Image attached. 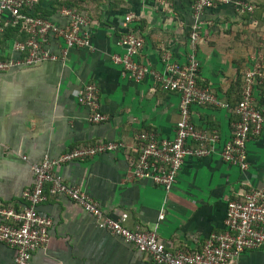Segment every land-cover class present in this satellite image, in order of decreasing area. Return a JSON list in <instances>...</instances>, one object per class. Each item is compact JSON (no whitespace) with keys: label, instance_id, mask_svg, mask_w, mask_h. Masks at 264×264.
I'll list each match as a JSON object with an SVG mask.
<instances>
[{"label":"crops","instance_id":"1","mask_svg":"<svg viewBox=\"0 0 264 264\" xmlns=\"http://www.w3.org/2000/svg\"><path fill=\"white\" fill-rule=\"evenodd\" d=\"M74 2L80 0H40L38 13L65 25L68 18L61 10ZM81 5L90 10L92 49L74 48L64 61L0 73V202L15 209L27 204L23 192L34 186L32 166L45 156L56 158L102 140L121 141L123 150L64 164L56 172L97 200L107 214L118 217L127 212L129 228L157 232L172 251L200 250L212 234L225 230L228 202L264 185V129L248 142V169L219 155L239 119L236 106L242 99L244 72L264 51V44L253 46L256 39L250 33L258 21L251 22L246 15L253 14L239 13L232 5L204 12L199 81L228 106H191L198 129L219 136L217 152L187 157L167 192L149 179H136L133 162L140 152L141 133L175 137L182 118L181 95L164 91L151 76L141 82L124 77L112 56L125 52L118 40L132 28L145 39L137 57L140 63L163 71L166 52L185 63L193 24L190 1L171 0L164 6L157 0H87ZM129 13L139 20L127 24ZM15 40L12 37L3 48L0 40V58L18 56ZM62 45L57 38L47 42L59 56ZM89 82L99 87L102 111L108 116L99 124L90 121L91 110L78 100ZM254 97L264 111V83L255 87ZM39 211L54 224L48 244L35 251L31 264H156L134 245L100 228L97 219L68 196L48 195ZM15 253L0 241V264H14ZM238 264H264V247L246 251Z\"/></svg>","mask_w":264,"mask_h":264},{"label":"built area","instance_id":"2","mask_svg":"<svg viewBox=\"0 0 264 264\" xmlns=\"http://www.w3.org/2000/svg\"><path fill=\"white\" fill-rule=\"evenodd\" d=\"M169 6L171 0H157ZM193 24L190 28V52L185 63L174 61L171 54L164 56V69L157 71L140 63L145 39L138 30L130 29L118 44L125 49L123 54H114V63L121 65L124 77L141 82L151 76L164 91L181 95L182 118L177 124L173 139L161 138L155 132L139 135L140 152L133 162V176L149 179L170 192L187 157H207L217 152V134H208L198 129L191 117V106L223 104L210 88L199 83L200 61L198 51L202 38V16L205 11L219 5H232L237 12L254 14V0H189ZM40 0H0V32L4 26H20L28 34L24 41L15 40L13 50L17 57L0 58V73L18 67L36 66L46 61L66 60L74 48H93L91 19L76 8L66 6L61 13L68 18L59 25L49 18L36 16L31 9ZM126 23L131 25L139 18L129 13ZM50 38L62 41L61 55L47 47ZM264 82V51H260L252 66L244 72L242 99L236 106L239 119L235 123L232 138L219 152L222 160L242 170L249 167L247 146L249 140L262 133L264 111L255 104V87ZM79 103L91 110L90 121L102 123L108 116L102 111L99 87L94 82L86 84L78 96ZM121 141L102 140L74 147L56 158L45 156L33 164L34 186L23 192L27 204L15 209L0 202V241L15 249L14 264H31L33 254L45 247L50 240L53 219L42 214L39 206L48 195H65L92 214L100 228L123 238L138 250L147 254L156 264H238L246 251L264 247V185L252 188L242 199H232L227 204L226 228L212 234L200 250L172 251L155 231L137 226H126L129 217L123 211L118 217L107 214L100 203L80 187L65 182L56 168L71 162L94 158L100 154L123 150ZM27 159L26 156H23ZM49 185V188H48ZM163 217V216H162Z\"/></svg>","mask_w":264,"mask_h":264},{"label":"trees","instance_id":"3","mask_svg":"<svg viewBox=\"0 0 264 264\" xmlns=\"http://www.w3.org/2000/svg\"><path fill=\"white\" fill-rule=\"evenodd\" d=\"M87 0H80V2H74L71 4L73 8H76L78 11L86 14L89 18L91 17V14L89 13L90 10L83 7L81 3L86 2ZM40 3V2H39ZM66 6V5H65ZM257 11V9H256ZM255 13L250 17V15H246L248 19H250L251 22L257 20V14ZM31 12L36 15V16H41L44 18H47V16H42L41 14L38 13V4L34 8L31 9ZM91 19V18H90ZM92 21V20H91ZM12 37H17L18 40L24 41L28 38V34L26 32H23L21 30L20 26H14L11 24L5 25L3 32L0 33V40L3 41L4 43L2 44V48L4 47L5 43L11 39ZM199 83L202 85V83L199 81ZM264 83V82H263ZM205 86V85H203Z\"/></svg>","mask_w":264,"mask_h":264},{"label":"rangeland","instance_id":"4","mask_svg":"<svg viewBox=\"0 0 264 264\" xmlns=\"http://www.w3.org/2000/svg\"><path fill=\"white\" fill-rule=\"evenodd\" d=\"M257 5V21L258 24L250 29L251 36L253 37V46H262L264 44V0H255Z\"/></svg>","mask_w":264,"mask_h":264}]
</instances>
